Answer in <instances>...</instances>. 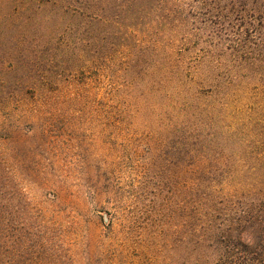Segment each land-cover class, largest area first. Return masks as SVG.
Wrapping results in <instances>:
<instances>
[{
    "label": "rangeland",
    "instance_id": "374dc122",
    "mask_svg": "<svg viewBox=\"0 0 264 264\" xmlns=\"http://www.w3.org/2000/svg\"><path fill=\"white\" fill-rule=\"evenodd\" d=\"M248 213L264 0H0V264H225Z\"/></svg>",
    "mask_w": 264,
    "mask_h": 264
},
{
    "label": "trees",
    "instance_id": "16d2710c",
    "mask_svg": "<svg viewBox=\"0 0 264 264\" xmlns=\"http://www.w3.org/2000/svg\"><path fill=\"white\" fill-rule=\"evenodd\" d=\"M240 217L239 222L229 227L230 234L219 239L215 247L223 246V252L218 259L225 264H264V214L253 216L249 213Z\"/></svg>",
    "mask_w": 264,
    "mask_h": 264
}]
</instances>
